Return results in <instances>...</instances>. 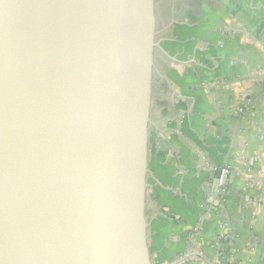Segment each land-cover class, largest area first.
Returning a JSON list of instances; mask_svg holds the SVG:
<instances>
[{"label": "water", "instance_id": "water-1", "mask_svg": "<svg viewBox=\"0 0 264 264\" xmlns=\"http://www.w3.org/2000/svg\"><path fill=\"white\" fill-rule=\"evenodd\" d=\"M155 33V0H0V264H152Z\"/></svg>", "mask_w": 264, "mask_h": 264}, {"label": "crops", "instance_id": "crops-1", "mask_svg": "<svg viewBox=\"0 0 264 264\" xmlns=\"http://www.w3.org/2000/svg\"><path fill=\"white\" fill-rule=\"evenodd\" d=\"M168 3L155 0L151 262L264 264V0Z\"/></svg>", "mask_w": 264, "mask_h": 264}, {"label": "rangeland", "instance_id": "rangeland-1", "mask_svg": "<svg viewBox=\"0 0 264 264\" xmlns=\"http://www.w3.org/2000/svg\"><path fill=\"white\" fill-rule=\"evenodd\" d=\"M160 1H161V2H162V1L164 2V1H165L166 4H164V8H165V9H168V6L170 5L168 2L171 1V0H158V2H160ZM190 4H191V5H194V1H191Z\"/></svg>", "mask_w": 264, "mask_h": 264}]
</instances>
